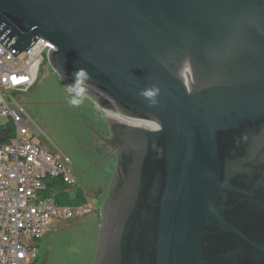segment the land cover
I'll return each instance as SVG.
<instances>
[{"label":"water","instance_id":"1","mask_svg":"<svg viewBox=\"0 0 264 264\" xmlns=\"http://www.w3.org/2000/svg\"><path fill=\"white\" fill-rule=\"evenodd\" d=\"M39 38L116 156L90 264H264V0H0Z\"/></svg>","mask_w":264,"mask_h":264},{"label":"built area","instance_id":"2","mask_svg":"<svg viewBox=\"0 0 264 264\" xmlns=\"http://www.w3.org/2000/svg\"><path fill=\"white\" fill-rule=\"evenodd\" d=\"M48 48L55 46L39 38L15 56L0 42V119L15 128L12 140L0 145V264H32L30 256L40 255V241L54 222L83 217L98 207L92 198L74 206L58 202L63 190L78 187L71 158L37 139L39 126L10 99L38 82Z\"/></svg>","mask_w":264,"mask_h":264},{"label":"rangeland","instance_id":"3","mask_svg":"<svg viewBox=\"0 0 264 264\" xmlns=\"http://www.w3.org/2000/svg\"><path fill=\"white\" fill-rule=\"evenodd\" d=\"M47 62L40 71L39 82L28 92L12 94L10 99L12 102L16 101L18 105H22L21 102L25 103L27 112L29 111L28 113L39 126L40 136H37V139L42 140L47 148L56 151L54 143L65 142V139L70 137L74 139L77 134V117L76 114L73 117L71 113L74 110L77 109L75 112H94L98 114V118L103 119L104 123L106 120L102 110L97 108L98 106L89 98L67 87L68 93H64V86L55 77H42L43 74H47ZM72 99H78L80 103L73 105L70 103ZM3 121L4 119H0V122ZM106 181L101 184L104 191L99 198L96 192H85L88 198L96 199L98 207L83 217L54 222L50 231L40 241V255L30 256V263L90 264L97 245L98 226L101 223V203L105 195Z\"/></svg>","mask_w":264,"mask_h":264},{"label":"flooded vegetation","instance_id":"4","mask_svg":"<svg viewBox=\"0 0 264 264\" xmlns=\"http://www.w3.org/2000/svg\"><path fill=\"white\" fill-rule=\"evenodd\" d=\"M76 110L71 112L73 117L75 114L77 117L76 136L74 139L71 137L65 139L62 143L56 142L53 146L69 154L78 188L83 192H96L95 195L99 198L104 191L101 184L110 177V174L112 176L116 164L115 154L110 153L102 140L104 134H109V127L104 124L102 118H98V114L88 111L75 112Z\"/></svg>","mask_w":264,"mask_h":264},{"label":"trees","instance_id":"5","mask_svg":"<svg viewBox=\"0 0 264 264\" xmlns=\"http://www.w3.org/2000/svg\"><path fill=\"white\" fill-rule=\"evenodd\" d=\"M5 123L4 121L0 122V145L9 143L14 137V133H15L14 125H12V123H6V124ZM104 124L107 125L106 123ZM110 178H111V174H110ZM87 198L88 197L86 196L85 192H83V190L78 187L72 190L70 189L63 190V192H61L57 196L58 202L71 206L83 204L87 201Z\"/></svg>","mask_w":264,"mask_h":264},{"label":"crops","instance_id":"6","mask_svg":"<svg viewBox=\"0 0 264 264\" xmlns=\"http://www.w3.org/2000/svg\"><path fill=\"white\" fill-rule=\"evenodd\" d=\"M48 65H50V64L48 63V64L46 65L47 70H48V71H47V74H45V75L43 74L42 77H46V76H49L50 78L55 77V79H57V81L61 82V84L64 86L65 89H64L63 92H64V93H68L67 90H66L67 88H66V85L64 84V82L60 79V77L56 74V72L52 69V67H51V66H48ZM39 80H40V78H39ZM39 80H38V82H39ZM38 82H37V83H38ZM34 86H35V85H34ZM34 86H33V87H34ZM33 87H32V88H33ZM32 88H31V89H32ZM31 89H30V90H31ZM16 93L19 94L18 92H16ZM73 96H74V95H73ZM74 97H75V96H74ZM13 103L18 104L16 101H14ZM21 104H22V106H24V107L26 108L25 103H22V102H21ZM19 105H20V104H19ZM26 109H27V108H26ZM28 112H29V111H28ZM30 112H31V110H30ZM68 155H69V154H68ZM45 236H46V235H45Z\"/></svg>","mask_w":264,"mask_h":264},{"label":"clouds","instance_id":"7","mask_svg":"<svg viewBox=\"0 0 264 264\" xmlns=\"http://www.w3.org/2000/svg\"><path fill=\"white\" fill-rule=\"evenodd\" d=\"M149 95H151V93H149ZM70 103L73 104V105H77V104L80 103V100H78V99H72V100H70Z\"/></svg>","mask_w":264,"mask_h":264}]
</instances>
